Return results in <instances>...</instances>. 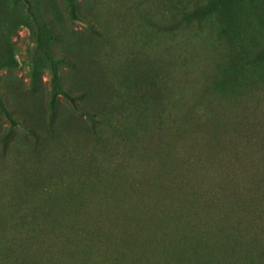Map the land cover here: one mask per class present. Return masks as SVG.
I'll return each instance as SVG.
<instances>
[{
	"label": "rangeland",
	"instance_id": "rangeland-1",
	"mask_svg": "<svg viewBox=\"0 0 264 264\" xmlns=\"http://www.w3.org/2000/svg\"><path fill=\"white\" fill-rule=\"evenodd\" d=\"M126 9L115 0H0V97L7 112L20 120L16 115L32 107L51 123L53 71L62 87L76 79L62 56L69 54L82 65L81 40L98 47L117 41L118 52L123 43L133 45L137 38L128 33L134 22L126 19L122 25ZM207 10L218 48L188 87L191 104L205 97L211 102L213 128L192 140L186 133L138 144L132 155L122 147L116 160L99 165L83 130L76 127L71 135L62 130L52 138L55 122L49 131L45 126L52 150L38 167L41 180L58 190L43 199L38 213L42 228L35 225L32 233L37 245L4 264H48L46 246L58 264H264L257 245L262 236L256 237L254 228L257 212L264 210V148L259 144L264 138V0H210ZM108 33L115 39L109 42ZM118 52L103 59L107 68L125 63ZM82 53L87 56L85 49ZM89 59L97 65V56ZM113 80L123 90L114 100L126 102L129 117L146 125L151 115L141 110L138 94L124 90L121 77ZM239 90L258 102L263 126L253 141L240 132L246 121L238 116ZM56 110L60 118L88 122L60 93ZM143 128L132 124L127 131L133 135ZM30 140L28 127L12 124L0 108V146L5 143L9 150L5 161L0 153V179L7 193L21 185L13 180L15 147L24 158L32 152ZM229 140L235 146H226ZM191 155L195 162L186 169ZM29 160L21 166L37 165ZM231 174L238 196L220 188ZM258 220L264 223V217ZM69 247L79 262L64 251Z\"/></svg>",
	"mask_w": 264,
	"mask_h": 264
},
{
	"label": "trees",
	"instance_id": "trees-1",
	"mask_svg": "<svg viewBox=\"0 0 264 264\" xmlns=\"http://www.w3.org/2000/svg\"><path fill=\"white\" fill-rule=\"evenodd\" d=\"M209 1L115 0L117 7L127 8L126 14L123 15L122 25L124 26L126 19L133 21L128 37L135 35L137 40H134L133 45L123 43L120 52H118L117 41L104 47H98L95 43L87 44L86 41L81 40L78 43L77 52L80 59H83L82 65H77V59L69 54L62 56V61L72 68L69 74L76 79L73 85L62 87L58 80V71H53V89L49 104L51 123L49 121L46 123L45 118L32 107L17 114L16 117L20 119L17 120L7 112L0 97V108L10 122L12 124L22 122L32 135L31 154L28 152L22 158L23 154L19 152L18 147H15L17 152L14 160L17 165L13 180L21 185L11 187L7 193L4 188L5 179H0V264L15 261L21 256L23 250L37 245V241L33 240L35 233H32L35 231V225L39 226L38 213L43 210V199L58 190V187L54 188L52 184L41 180L40 174L43 170L41 166L38 167V160L48 159L52 150L47 148L50 137H45L47 133L45 126L49 131L55 122L56 128L50 134L52 138H55L56 133L62 130L68 131L69 134L76 127L80 131L83 130L85 138L93 145V156L98 158L101 163L99 165L108 160H116L122 147H125L124 149L132 155L138 144H148L152 140L156 141L168 136L178 135L182 138L186 133L192 140L200 136L202 130L213 128L212 120L209 119L213 108L211 102L205 97L191 104L188 87L192 79L200 77L199 70L202 64L211 61L213 51L218 48L215 38L216 30L211 25L208 26L210 24L207 20L210 15L207 10ZM136 13L138 15L135 16ZM106 35L109 42L115 39L114 34ZM84 49L89 58L93 55L97 56L96 66L91 62L92 59L83 55ZM147 50L152 53L154 51L156 55L149 56ZM116 52L125 57V63L117 68H107L103 59L107 60L109 55L111 58L117 56ZM113 76L121 77V82L126 83L124 90L138 94L141 110L146 112L145 115L148 113L151 115V120L146 125L139 124L143 123L139 119L134 120L133 117H129V107L126 102L124 104V101L114 100V94H122L123 90L121 87H116L120 85L115 83L118 80L114 81ZM175 76L178 79L174 82L172 78ZM261 81L262 84L263 78ZM59 93L64 95L74 110L84 115L88 122L84 120L81 123L77 118L75 121L60 118L56 110ZM235 102L238 116L246 121L245 127L242 131L240 130L242 138L247 142L257 139L259 129L263 126V121L257 119L258 112L260 113L258 102H254L244 90L236 93ZM262 117L264 119V111ZM35 119L39 120L36 124L41 127V131L37 129ZM132 124L144 125V128L139 133L129 135L127 126ZM259 144L264 148V138L259 140ZM232 145L233 140L226 142V146ZM8 152L6 144L3 143L0 146L2 161H5ZM188 157L186 169L195 162L193 155ZM26 159H33V161L35 159L37 165L30 163L31 167L28 165L30 169L22 165L23 168L21 163ZM5 165L2 163L1 168ZM34 174L39 178H33ZM231 176L226 181L227 184L226 182L220 184V188L238 196L240 192L235 191V186L232 184L234 175L231 174ZM179 182L185 183L183 178ZM132 188L137 189L135 184ZM239 208L246 211L242 204ZM257 213L254 219L255 236H262L257 245L260 246L264 258V223L258 220L264 217V210ZM239 222L236 221V223ZM39 227L42 228V226ZM46 247L48 264H58L59 261L56 260L53 249ZM64 251L79 262L72 247L65 248ZM34 263L35 261H30L28 264Z\"/></svg>",
	"mask_w": 264,
	"mask_h": 264
}]
</instances>
